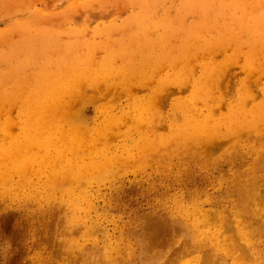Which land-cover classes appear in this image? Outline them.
<instances>
[{
  "label": "rangeland",
  "instance_id": "1",
  "mask_svg": "<svg viewBox=\"0 0 264 264\" xmlns=\"http://www.w3.org/2000/svg\"><path fill=\"white\" fill-rule=\"evenodd\" d=\"M195 4L191 0H0V73L28 59L17 78L30 79L44 63L69 58L62 51L64 45H72V54L78 55L89 46L88 59L101 62L113 56L117 67L127 61L118 55L130 51L132 62L141 63L146 57L151 68L158 59L147 54L159 51L165 40L179 45L189 28H195L196 36L210 42L229 39L212 56L192 53L198 57L191 62L192 79L201 75L203 64L211 58L230 63L220 74L223 85L214 92L229 99L204 105L196 98L199 112L206 113L213 103L219 114H231L240 95L246 96V109L257 104L258 108L264 98V54H255L251 71L247 64L249 55L261 46L255 23L264 26V0H196ZM31 39L34 42L27 48ZM182 65L185 61L180 59L164 63L155 73L157 82L149 86L128 88L118 83V89L112 87L118 97L74 106L87 129L107 123L105 137L96 146L116 158L102 170L88 167L81 183L59 174L62 187L51 188L46 181L51 172H31L29 181L21 180L1 194L0 264H264V137L260 130L258 136L227 135L222 127L216 142L206 145L218 146L209 151L204 144L165 147L170 139L169 116L180 115L198 90L190 82L183 87L170 83L160 91L161 103H148V96L157 89L158 79L172 77ZM58 68L54 64L45 70ZM17 78L6 80L3 88L10 89ZM81 86L89 95H100L96 84ZM139 107L149 112L147 120L141 121L142 131L148 120L158 119L156 131L167 136L162 147L140 152L149 135L141 137L140 130L130 134L133 138L126 135L135 128L131 117ZM9 113L0 114V127L7 126L8 119L11 134L20 136V124L25 123L19 120V105ZM45 117L51 119L43 130H53L54 123L63 125L51 116L33 119ZM66 122L69 130L72 121ZM34 136L42 139L39 133ZM9 139L10 134L0 131V141ZM131 139L136 140L133 145ZM84 152L88 154L90 148ZM73 156L68 153L66 162ZM53 161L56 168L64 167L59 159ZM257 186L259 195L253 193ZM161 223L169 228L150 244V230Z\"/></svg>",
  "mask_w": 264,
  "mask_h": 264
},
{
  "label": "bare ground",
  "instance_id": "2",
  "mask_svg": "<svg viewBox=\"0 0 264 264\" xmlns=\"http://www.w3.org/2000/svg\"><path fill=\"white\" fill-rule=\"evenodd\" d=\"M195 1L196 0H191L194 6L196 5ZM201 10L206 11V8L201 7ZM255 27L259 35L257 42H259V45L261 46L256 49L255 53L249 55V61L247 64L249 71L253 69V59L255 54H264V26L259 22L255 23ZM196 31L195 28H189L187 31L189 34L183 37L181 43L177 45L178 48L176 45L172 44V41L167 43L165 40L159 51L147 54L148 58L153 57L158 59L157 62L152 63L151 68L147 67L148 59L146 57L141 63L132 62L130 51H125L118 55L123 61L124 59H127V61L121 67H117L116 62L112 59L113 56L106 57L101 62H95L88 59V57H90L89 54L92 51L89 46H86L85 52L78 55L77 53L72 54V45H64L61 46L63 48L62 51L65 52L69 58L58 59L55 63H44L42 66L43 68H41L40 71L30 79L22 77L17 78L20 69L27 67L26 64L29 62L28 59L26 61H20L18 64H13L10 69L0 73V114L9 116L10 109L18 104L19 116H22L19 120L25 123L20 124L22 127L20 136H13L11 134V122L8 119L5 122V125L7 126L0 127V131H2L4 135L7 136L10 134L9 141H0V195L5 194L12 187L20 184L21 180L29 181L31 179V172H47L46 170H48V172L51 173L46 181H48L51 188H58L62 187L60 181L57 180L59 174L71 177L70 181L77 180L81 183V177L86 174L85 170L88 167H93V170H102L109 167V161L116 157L105 155L104 153L106 150L99 149L96 146V142L101 140L102 137H105L106 131L108 130L107 123L97 129H87L86 125L81 121L80 114L73 110L74 106L80 105V103L84 101H98V98L108 97L109 95L114 98L118 97L119 94L112 90V87L115 89L119 88L116 85L118 83L121 86L128 88L149 86L151 83L155 81L157 82L155 73L161 70L160 67L164 63L171 65L178 59L184 60L185 65L180 67V71L176 70V74L172 77L162 76L161 79H158L156 85L157 89L150 92L148 103H161V96H159L161 94L160 91L166 89L165 87L170 83L183 87V85H188L185 83L190 82V85H195L198 94L194 99L195 101L191 100L192 102L190 105H185V107L183 105L182 110H180V115L172 112L169 116L168 127L170 139L169 142L164 145L165 147H193L204 144L203 149L209 151L210 148L214 149V146H218V143L210 147H207L206 145H211L216 142L213 140L221 135L222 127L225 128L224 133L227 135L235 133L239 136L240 134H243V132L256 134L257 131L260 130L261 137H264V98L259 103L258 108L257 104L255 107L246 109L244 107L247 102L246 96L240 95L231 114H219L215 111L213 103L206 107V113H202V111L199 112L200 106L195 103L197 102L196 98L202 100L204 105H207L210 100L215 104H222L225 99H229L224 93L215 95L214 92L223 85V83L221 84L220 74L230 63L227 65L226 62L217 63L211 58L209 62L203 64L201 75L193 77L192 79L193 67L191 66V62L198 58L197 56H193L192 53L201 51L212 56L214 52L223 50L227 43H229V39L226 40L223 37L216 38L215 41L210 42L208 39L196 36V34H198ZM33 42L34 39H31L30 42H28L27 48L31 47ZM151 50L152 49H150V51ZM175 52H178L177 55L174 54ZM200 57L203 58V56ZM54 64L59 66L57 70L58 73L53 70H45L49 65L53 66ZM14 78L17 79L11 82L10 89L3 88L6 80ZM84 82L96 84L94 87L101 89L100 95H89L86 90H80L82 87L81 84ZM100 83L106 85V87L100 86ZM169 95L170 94L167 95L168 98ZM164 96L167 97L166 94H164ZM159 105L161 106V104ZM137 110L138 112L131 117L135 123L136 129L134 128L126 135L133 138L130 134L137 130H140L139 133H141V137L144 136L146 138V136L149 135L147 138L150 140L146 139V142L140 144V152H148L150 146H154V149L162 147L160 143L166 141L167 136L162 137L161 134L156 131L158 128V119L155 117L153 120H148V125H145V131H142L141 121L147 120L148 117H146V115H148L149 112L145 107H139ZM35 115L51 116L53 122H60V124L63 123V125L55 127L54 123V126L51 128L53 130H43L42 128L45 123L51 118L45 117L44 119H33ZM55 116L63 117L64 121L59 120L57 117V119H54ZM112 116L110 117V120L112 119ZM66 121H72L69 130L64 127ZM249 122H252V124L248 126L247 123ZM150 130L154 135H157L156 138H154L153 134L149 133ZM35 133H39L42 139L38 140V138L34 136ZM85 138L89 140H86ZM131 140L133 145L136 140ZM85 147L87 149L90 148L88 154L84 152ZM68 153L73 154L74 159L66 162V155ZM197 153L202 154L208 152L197 151ZM53 158L59 159L61 164L63 162L64 167H61L62 169L56 168L54 166L55 161H53ZM98 158H101V160ZM14 175L19 177L18 180L14 179ZM260 190L259 186H257L253 193L259 195L261 193ZM167 227L169 228V225L165 226V223L157 224L156 227L154 226L153 229L150 230L152 237L149 243H155L156 237ZM235 237L236 236H234V238ZM209 256L210 255H208L206 260H210ZM218 258L220 257L218 256ZM206 262L210 263L211 261Z\"/></svg>",
  "mask_w": 264,
  "mask_h": 264
}]
</instances>
